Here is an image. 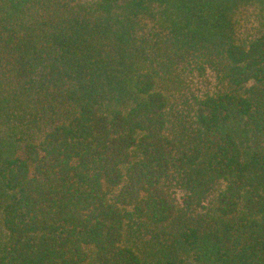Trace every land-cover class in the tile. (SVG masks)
<instances>
[{
    "label": "trees",
    "instance_id": "1",
    "mask_svg": "<svg viewBox=\"0 0 264 264\" xmlns=\"http://www.w3.org/2000/svg\"><path fill=\"white\" fill-rule=\"evenodd\" d=\"M0 264H264V0H0Z\"/></svg>",
    "mask_w": 264,
    "mask_h": 264
}]
</instances>
